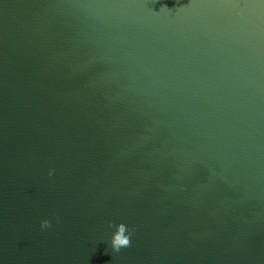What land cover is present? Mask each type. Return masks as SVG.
<instances>
[{"label":"water","instance_id":"1","mask_svg":"<svg viewBox=\"0 0 264 264\" xmlns=\"http://www.w3.org/2000/svg\"><path fill=\"white\" fill-rule=\"evenodd\" d=\"M0 264H264V0H0Z\"/></svg>","mask_w":264,"mask_h":264},{"label":"clouds","instance_id":"2","mask_svg":"<svg viewBox=\"0 0 264 264\" xmlns=\"http://www.w3.org/2000/svg\"><path fill=\"white\" fill-rule=\"evenodd\" d=\"M55 174V169H48L47 175L49 177ZM112 225L110 224V227ZM52 227L51 220L45 218L40 221V228L41 230L49 229ZM131 232L128 231L127 226L123 223H119L115 226V231L112 233L111 236V247L115 251L119 252L122 247H127L131 243Z\"/></svg>","mask_w":264,"mask_h":264}]
</instances>
